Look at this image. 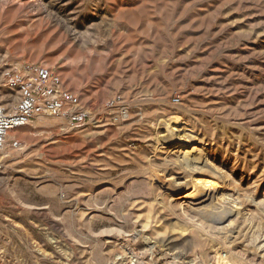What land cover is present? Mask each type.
I'll use <instances>...</instances> for the list:
<instances>
[{"label": "rangeland", "instance_id": "rangeland-1", "mask_svg": "<svg viewBox=\"0 0 264 264\" xmlns=\"http://www.w3.org/2000/svg\"><path fill=\"white\" fill-rule=\"evenodd\" d=\"M23 64L89 118L7 137L0 264H264V0H0V74ZM169 118L223 175L224 230L170 201L200 174Z\"/></svg>", "mask_w": 264, "mask_h": 264}, {"label": "built area", "instance_id": "built-area-1", "mask_svg": "<svg viewBox=\"0 0 264 264\" xmlns=\"http://www.w3.org/2000/svg\"><path fill=\"white\" fill-rule=\"evenodd\" d=\"M3 88L15 91L17 101L12 103V99L1 95L0 91V171L4 169L2 152L10 131L37 117L62 119L70 126L82 125L89 118L80 108L78 97L65 90L59 75L46 66L23 64L5 68L0 74V90ZM173 101L178 102V99ZM19 145V140L11 141L12 147Z\"/></svg>", "mask_w": 264, "mask_h": 264}, {"label": "bare ground", "instance_id": "bare-ground-1", "mask_svg": "<svg viewBox=\"0 0 264 264\" xmlns=\"http://www.w3.org/2000/svg\"><path fill=\"white\" fill-rule=\"evenodd\" d=\"M1 95L11 97L12 103L17 98V93L10 89L2 91ZM163 123L167 126L166 133L172 138L168 139L169 148L171 151L175 150L179 152V155H177L180 167L189 172L200 174V177L196 178L191 183V187L187 191L181 194L172 193L170 195V201H178L177 203L181 213L193 218L194 225L200 223L216 224V226H219H217L218 230H224L229 225L228 223L226 224L225 221L232 215H238L240 211H237V209L233 210L234 207L231 205L228 206V200L229 197H231L229 193V197L224 191H219V193H217L220 188L224 187V185L221 184L224 182L223 179L221 180L223 175H221L218 169L216 170V168L213 167L214 165L212 166L206 158L201 157V154L205 153V149L201 145L196 144L194 136L175 134L174 130L176 127L169 130L170 123H173V121H170V118L164 120ZM19 129L20 127L10 131L7 137H18L17 132ZM7 141L5 146L8 144ZM204 174L213 176L218 179V182L206 179ZM174 190L171 191L176 192ZM231 200L232 199H230V201Z\"/></svg>", "mask_w": 264, "mask_h": 264}]
</instances>
